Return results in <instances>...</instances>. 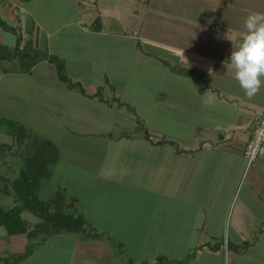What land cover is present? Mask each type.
Here are the masks:
<instances>
[{
    "label": "crops",
    "instance_id": "crops-1",
    "mask_svg": "<svg viewBox=\"0 0 264 264\" xmlns=\"http://www.w3.org/2000/svg\"><path fill=\"white\" fill-rule=\"evenodd\" d=\"M251 12L264 0H0V117L22 127L0 125V208L31 172L84 219L23 209L0 264H264V154L244 156L264 83L248 97L228 61Z\"/></svg>",
    "mask_w": 264,
    "mask_h": 264
},
{
    "label": "trees",
    "instance_id": "trees-1",
    "mask_svg": "<svg viewBox=\"0 0 264 264\" xmlns=\"http://www.w3.org/2000/svg\"><path fill=\"white\" fill-rule=\"evenodd\" d=\"M95 24L98 25V20H96ZM0 26L5 29L14 30L1 19ZM17 52H19L18 43L15 46L14 54ZM33 56L36 59H47L50 62L54 63L57 71V76L61 80L68 82V84L73 85L64 71L63 61L58 56L53 54L46 55L37 53H34ZM0 125H4L10 128L11 134L13 136H16V138H19L22 135V127L11 119L0 117ZM44 144L48 146V148L52 146L49 141H44ZM41 152L45 153L46 151L43 149H38L36 154L32 156H40ZM38 183V175H31V172H22L19 176V179L14 182V187L17 191L16 193L19 195V198L22 202L20 204L14 205L9 209L0 208V223L5 226L6 230L8 232H19L26 230L25 224L20 217V212L23 209H28L32 213L40 217L42 219V224H47L48 228H54V231L58 228L68 230H78L82 228L84 219L80 215H67L62 212H53L51 211L49 202L41 201L36 197L34 190H36Z\"/></svg>",
    "mask_w": 264,
    "mask_h": 264
},
{
    "label": "clouds",
    "instance_id": "clouds-1",
    "mask_svg": "<svg viewBox=\"0 0 264 264\" xmlns=\"http://www.w3.org/2000/svg\"><path fill=\"white\" fill-rule=\"evenodd\" d=\"M244 29L235 48L228 57L234 78L248 97L257 94L264 77V13L251 12L244 20ZM214 97L208 95L205 103H212Z\"/></svg>",
    "mask_w": 264,
    "mask_h": 264
},
{
    "label": "built area",
    "instance_id": "built-area-1",
    "mask_svg": "<svg viewBox=\"0 0 264 264\" xmlns=\"http://www.w3.org/2000/svg\"><path fill=\"white\" fill-rule=\"evenodd\" d=\"M264 154V114L254 120L252 128V137L246 143L244 148V156L247 166H249L256 158Z\"/></svg>",
    "mask_w": 264,
    "mask_h": 264
},
{
    "label": "rangeland",
    "instance_id": "rangeland-1",
    "mask_svg": "<svg viewBox=\"0 0 264 264\" xmlns=\"http://www.w3.org/2000/svg\"><path fill=\"white\" fill-rule=\"evenodd\" d=\"M88 1H90V0H88ZM24 5V4H23ZM25 6V5H24ZM42 6V5H41ZM44 6V5H43ZM46 16V15H45ZM51 21H53L54 22V20L55 19H50ZM65 70V69H64ZM66 71V70H65ZM48 123H50L51 125H55V123L56 122H51V121H53L54 120V118H48ZM6 138H7V136L6 135H4ZM5 137H1V139H4ZM52 148H53V146H51ZM47 148L45 151L48 153L49 152V156H52L51 154H50V152L52 153V148ZM12 149H14V147L12 148ZM5 151V150H4ZM7 151V150H6ZM6 151L4 152L5 154H6ZM6 155H8V154H6ZM3 168H5V169H7L8 168V165H4L3 166ZM7 176V175H6ZM9 176H11V175H9ZM7 184H8V186L11 184L10 182H7ZM11 186V185H10ZM54 185H53V181L51 180L50 182H47L46 184H45V187H44V191L43 192H41L40 193V195H44V196H46V195H53L55 192H52V190L54 189V187H53ZM5 195V194H4Z\"/></svg>",
    "mask_w": 264,
    "mask_h": 264
}]
</instances>
